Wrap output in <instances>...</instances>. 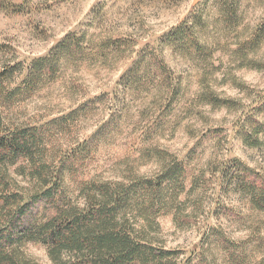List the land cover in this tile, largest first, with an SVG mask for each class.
<instances>
[{
	"label": "rangeland",
	"instance_id": "rangeland-1",
	"mask_svg": "<svg viewBox=\"0 0 264 264\" xmlns=\"http://www.w3.org/2000/svg\"><path fill=\"white\" fill-rule=\"evenodd\" d=\"M8 1L21 9L0 11L1 62L29 67L71 33L86 32L88 53L66 61L56 80L33 94L19 93L3 109L6 131L57 119L44 137L48 161L86 151L78 175L66 172L73 198L79 180L128 183L183 162L185 191L157 219L155 246L179 253L178 264H236L211 235L219 229L231 242L246 241L256 264L264 254V213L248 197L226 193L222 177L233 159L264 175V144L252 148L240 134L247 116L264 104V0H233L231 16L219 0ZM197 14L202 22L191 44L166 43L168 33L190 26ZM103 96L89 112L69 114ZM215 97L232 107L213 105ZM17 168L0 164V198L33 190V180ZM13 210L0 199V228ZM17 253L25 264H53L39 243Z\"/></svg>",
	"mask_w": 264,
	"mask_h": 264
},
{
	"label": "trees",
	"instance_id": "trees-1",
	"mask_svg": "<svg viewBox=\"0 0 264 264\" xmlns=\"http://www.w3.org/2000/svg\"><path fill=\"white\" fill-rule=\"evenodd\" d=\"M219 1L231 8V16L233 0ZM16 7L19 6L8 0H0V11ZM192 18L190 26L182 24L168 33L166 43L181 47L191 44L202 14ZM87 46L86 32L71 33L48 55L34 59L29 67L19 61L6 64L0 60V164L6 168L18 167V173L34 183L29 195L0 198L4 206L14 209L6 225L0 228V264H25L26 260L22 261L17 252L29 243L45 246L53 264H178L179 253L155 246L151 235L159 228V216L177 207L173 203L178 202L179 195L185 191L183 162L165 165L155 178L140 176L131 178L128 183L79 180V195L73 198L67 190L66 172L78 175L84 168L86 151L82 149L79 154L73 151L59 162L48 161L44 137L58 120L40 127L6 131L3 109L11 105L19 93L33 94L44 81L56 80L64 63L71 58H82L88 53ZM135 67L129 70L128 82L134 77ZM159 68L163 69L160 65ZM23 73L26 78L22 84L12 89L11 84ZM98 100L104 101V96L84 103L69 114H85ZM212 102L228 108L233 103L218 97ZM252 114L247 116L240 134L246 145L257 148L264 144V119L260 118L264 117V104ZM60 120V125H67V118ZM106 128L107 125L100 128L85 145L97 139ZM222 183L226 193L248 197L252 206L264 213L262 173L233 159L232 166L223 170ZM211 235L219 237L234 263H253V257L245 253L246 241L231 242L219 229H213ZM255 261L264 264V254Z\"/></svg>",
	"mask_w": 264,
	"mask_h": 264
}]
</instances>
